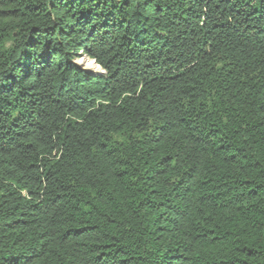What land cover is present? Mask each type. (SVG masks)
Listing matches in <instances>:
<instances>
[{
	"label": "trees",
	"instance_id": "1",
	"mask_svg": "<svg viewBox=\"0 0 264 264\" xmlns=\"http://www.w3.org/2000/svg\"><path fill=\"white\" fill-rule=\"evenodd\" d=\"M0 264H264V0H0Z\"/></svg>",
	"mask_w": 264,
	"mask_h": 264
},
{
	"label": "bare ground",
	"instance_id": "2",
	"mask_svg": "<svg viewBox=\"0 0 264 264\" xmlns=\"http://www.w3.org/2000/svg\"><path fill=\"white\" fill-rule=\"evenodd\" d=\"M86 69L94 72V73H99L98 69H101L99 65H97L93 59L90 58H84L79 61ZM102 70V69H101ZM97 71V72H96Z\"/></svg>",
	"mask_w": 264,
	"mask_h": 264
},
{
	"label": "rangeland",
	"instance_id": "3",
	"mask_svg": "<svg viewBox=\"0 0 264 264\" xmlns=\"http://www.w3.org/2000/svg\"><path fill=\"white\" fill-rule=\"evenodd\" d=\"M84 58H86V57H84V56H83V57H80V58L77 60V62L80 61V60H82V59H84ZM84 68H85V67H84ZM96 72H97V71H96ZM98 72H99V73H103V71H102L101 69H98Z\"/></svg>",
	"mask_w": 264,
	"mask_h": 264
},
{
	"label": "water",
	"instance_id": "4",
	"mask_svg": "<svg viewBox=\"0 0 264 264\" xmlns=\"http://www.w3.org/2000/svg\"><path fill=\"white\" fill-rule=\"evenodd\" d=\"M88 58V57H87ZM94 62L96 63V61L94 60ZM77 63H79V64H81L80 62H77ZM97 64V63H96ZM82 65V64H81ZM98 65V64H97ZM83 66V65H82ZM84 67V66H83Z\"/></svg>",
	"mask_w": 264,
	"mask_h": 264
},
{
	"label": "clouds",
	"instance_id": "5",
	"mask_svg": "<svg viewBox=\"0 0 264 264\" xmlns=\"http://www.w3.org/2000/svg\"><path fill=\"white\" fill-rule=\"evenodd\" d=\"M79 62V61H78Z\"/></svg>",
	"mask_w": 264,
	"mask_h": 264
}]
</instances>
